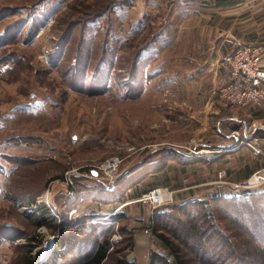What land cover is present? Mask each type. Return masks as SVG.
Returning a JSON list of instances; mask_svg holds the SVG:
<instances>
[{
  "label": "rangeland",
  "instance_id": "374dc122",
  "mask_svg": "<svg viewBox=\"0 0 264 264\" xmlns=\"http://www.w3.org/2000/svg\"><path fill=\"white\" fill-rule=\"evenodd\" d=\"M199 1L0 0V264H35L49 238L57 245L44 264H80L106 237L130 262L149 264L153 251L170 253L156 232L186 264H264V182L248 186L254 172L245 178L236 155L215 170L199 163L179 171L166 152L191 137L181 119L193 112L197 133L183 144L201 147L222 135L212 108L183 105L169 89L168 77L190 67L186 58L206 61V21L189 16ZM115 156L122 162L110 188L104 171L90 170ZM150 175L149 186L181 187L159 186L169 195L160 205L121 208ZM58 180L74 193L59 192L52 203L68 216L62 221L47 203ZM244 189L261 195L234 197ZM214 191L224 196L211 200ZM112 206L119 215L106 226L98 220ZM150 211V221L134 222Z\"/></svg>",
  "mask_w": 264,
  "mask_h": 264
},
{
  "label": "crops",
  "instance_id": "0c3cea01",
  "mask_svg": "<svg viewBox=\"0 0 264 264\" xmlns=\"http://www.w3.org/2000/svg\"><path fill=\"white\" fill-rule=\"evenodd\" d=\"M189 16H198L205 20L210 36L209 41H207L206 61L199 56L188 57L186 60L191 65L196 63L205 64V66L199 65L194 68L190 65L187 69L183 66L180 73L168 77V80L172 82L170 84L172 88L169 89L175 96L179 95L180 103L183 105L195 106L205 102L209 109L212 108V112L216 116L218 115L215 125L223 128L221 129L222 135L214 136L211 143H202L200 144L201 147H198V144L187 145L193 144V138L197 133L194 129L196 127L194 112L190 117L189 115L183 117L181 122L191 126L192 134L185 141H177L175 143L177 146L167 147L170 148L166 150L167 154L171 158L175 157L174 159L179 162L170 163L179 165V171L189 169V167L196 169L199 163H204L207 168L212 169L222 159H231L232 156L236 155L243 158V162L240 163L243 168H240L245 178L260 169L264 173V99L253 106L234 108L220 93V89L231 81L230 70L218 61L221 54L230 48H234L237 42L245 45L264 44V0H231L222 3H216L214 0H201L197 2V6L191 9ZM262 64L264 65V58ZM160 69L153 71V74L161 72L162 69ZM205 69L208 70V75H203ZM198 130L201 129L198 128ZM184 142L187 144H183ZM226 169L231 173L235 167L226 166ZM150 177L151 175L148 178H142L144 180L140 179L135 183V186H130V196L133 200L121 208L130 205L132 213H134V207L138 202L137 198L148 191L149 187L167 185L166 187L172 191L179 190L181 187L173 184L168 185L166 182H150L151 185L149 186L147 181ZM117 208L118 206L108 208L102 213L105 215L102 218L117 214ZM151 214L152 211L145 216L133 217L134 222H148ZM144 232L135 233V239H137L135 249L137 247L141 249L139 247L140 238L145 239L147 235Z\"/></svg>",
  "mask_w": 264,
  "mask_h": 264
},
{
  "label": "built area",
  "instance_id": "2783aa9c",
  "mask_svg": "<svg viewBox=\"0 0 264 264\" xmlns=\"http://www.w3.org/2000/svg\"><path fill=\"white\" fill-rule=\"evenodd\" d=\"M264 58V44L245 45L237 42L234 48H230L221 54L219 58L220 64L229 68L231 73V81L220 89L221 96L226 98L234 107H247L259 104L264 99V65L262 59ZM122 159L118 156L111 157L103 164L90 170V175L94 176L101 171L106 174V179L109 181V187L114 188L116 183V175L120 169ZM263 170L254 172L248 180V186L252 177L257 175L258 183L264 182ZM158 189L167 195V191L162 187H157L149 192H145L139 197L138 201H152V194L158 192ZM49 193V192H47ZM73 191L67 195L73 196ZM171 196V195H170ZM167 201V200H166ZM165 201V202H166ZM50 208L52 217L62 221L68 216L64 212L58 210L51 201L47 202ZM157 205L162 204L161 200H154ZM39 207V206H38ZM37 207V208H38ZM72 212V211H71ZM103 222L104 220H98Z\"/></svg>",
  "mask_w": 264,
  "mask_h": 264
},
{
  "label": "trees",
  "instance_id": "16d2710c",
  "mask_svg": "<svg viewBox=\"0 0 264 264\" xmlns=\"http://www.w3.org/2000/svg\"><path fill=\"white\" fill-rule=\"evenodd\" d=\"M216 3H222L224 1H231V0H214ZM149 59L148 57L145 58L144 60ZM238 195L234 196V197H240V198H244L243 196H250V195H255L256 197H258V195H261V193H259L256 190H240L239 193H236ZM246 194V195H245ZM220 196H224V195H220V194H212L210 195L211 200H217V198H222ZM228 196H225V198H227ZM231 197V196H230ZM233 197V194H232ZM239 199V198H237ZM192 200L195 201V203L204 205V206H209V204L211 203L210 201H207V199L205 198H199L197 197H193ZM207 201V202H205ZM31 204H34V201L31 202ZM209 209V208H207ZM213 212V213H212ZM212 212H208V216L210 218H214L215 214L214 211ZM159 212H157L158 215ZM211 213V215H210ZM26 214L31 215L32 217H35L36 214H34V212L29 213L27 212ZM214 214V215H213ZM119 214H114V215H110L111 219L106 218L104 219L103 222H100L106 226L111 225L109 221L111 220H116ZM44 217V216H43ZM39 224L40 225H44L45 224V218H39ZM214 224V223H212ZM211 224V229L212 227H214L215 225ZM157 237L160 239V241H162L163 243H165L164 245L167 247V249L170 251L169 255H165L162 254L158 251H153L151 253V258H150V262L149 264H156V263H161V264H186L185 259L182 257V254L180 253L179 248L176 247V245L174 244V242L163 232H156ZM224 236V235H223ZM133 244L131 242V244L128 245V247H131ZM64 244L61 243V241L58 244V250L59 249H64ZM112 247V243L110 241L109 237H106V239H104L101 243H98L96 245L95 250L93 251V253L91 255H87L80 264H135L134 261H129L128 258L126 257V253H123V249H116L115 247ZM112 255H115L116 258H113L112 261ZM172 255L173 256V260H170L169 256Z\"/></svg>",
  "mask_w": 264,
  "mask_h": 264
},
{
  "label": "water",
  "instance_id": "95a60500",
  "mask_svg": "<svg viewBox=\"0 0 264 264\" xmlns=\"http://www.w3.org/2000/svg\"><path fill=\"white\" fill-rule=\"evenodd\" d=\"M59 192H65L68 194L70 192V188L67 184L64 182H60L59 180L53 185L52 190H51V201L53 204H55V198L56 195ZM56 243L54 242V238H49L45 244L44 247L38 256V260L36 261L35 264H44L48 261V259L52 256L54 248L56 247Z\"/></svg>",
  "mask_w": 264,
  "mask_h": 264
},
{
  "label": "bare ground",
  "instance_id": "6f19581e",
  "mask_svg": "<svg viewBox=\"0 0 264 264\" xmlns=\"http://www.w3.org/2000/svg\"><path fill=\"white\" fill-rule=\"evenodd\" d=\"M251 182H252V184H257L258 183L257 175H255L254 177H252ZM49 196H50V194L47 193V196L45 197L46 199H48V201L50 200V197ZM152 198H154V200L155 199H158L159 201L161 200L162 202H165L166 200L169 199V195L164 194L163 191H161L160 189H158V192L157 193L154 192L152 194ZM154 200L152 199L153 202H154Z\"/></svg>",
  "mask_w": 264,
  "mask_h": 264
}]
</instances>
